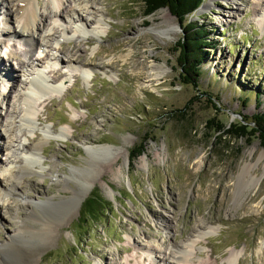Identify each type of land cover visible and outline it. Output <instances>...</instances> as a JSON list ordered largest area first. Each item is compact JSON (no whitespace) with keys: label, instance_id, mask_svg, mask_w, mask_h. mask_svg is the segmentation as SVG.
<instances>
[{"label":"rangeland","instance_id":"obj_1","mask_svg":"<svg viewBox=\"0 0 264 264\" xmlns=\"http://www.w3.org/2000/svg\"><path fill=\"white\" fill-rule=\"evenodd\" d=\"M63 1L64 6L73 4ZM255 1L205 0L190 17L212 40L194 87L179 77L176 42L184 33L167 7L145 15L143 0H85L81 16L88 29L99 24L105 32L80 33L73 16L56 13L55 27L66 33L45 39L38 55L36 33L13 36L17 16L5 22V6L19 2L0 0V74L8 71L0 78L5 124L0 131L9 128V120L19 122L23 104L17 92L23 91L27 73L37 68L62 88L42 95L36 122L54 132L67 130L63 137L44 139L35 129L25 139L12 129L8 155L0 144V164L11 158L19 167L22 145L41 143L42 167L21 175L14 194L0 196V244L15 239L22 223L29 224V211L39 209L64 221L32 264H164L163 252L171 243L184 248L192 241L194 254L184 264H264V168L259 159L264 145L256 134L215 142L206 127L211 118L229 124L264 113V0L259 6ZM236 6L238 14L229 17ZM37 7L48 18L46 1L39 0ZM37 22L42 28L48 25ZM55 55L63 62L55 61ZM29 57L37 58L35 65L18 69ZM69 59L74 68L66 64ZM150 64L162 72L153 82ZM85 68L87 79L80 71ZM14 88V98L5 96ZM143 139L145 151L132 165L129 150ZM245 161L252 165V177L260 179L255 188L238 179ZM92 190L109 200L112 209L95 223L81 224L82 203ZM77 196L82 197L77 212L67 219L64 208H73ZM29 198L41 207L26 205ZM46 198L59 206L56 213H50ZM83 214L90 216L88 209ZM39 242L31 231L30 245ZM230 252L236 258L229 263Z\"/></svg>","mask_w":264,"mask_h":264},{"label":"bare ground","instance_id":"obj_2","mask_svg":"<svg viewBox=\"0 0 264 264\" xmlns=\"http://www.w3.org/2000/svg\"><path fill=\"white\" fill-rule=\"evenodd\" d=\"M4 3H7L8 0H1ZM19 2V5L15 7L11 6L10 2H8V5L5 6V22H8L11 19V15L14 17L17 16L15 19L16 28H13V36H32L36 33V39H35V49L37 54L39 55L41 51H43L44 48V40L47 39L50 36H54L57 32L60 34H65L66 32H60L58 27L56 26V20L57 17H60V15L56 13H64L66 16H73L74 20L73 23L75 25V30L80 33H88L93 36H100L102 33L105 32L104 28L101 27V25L97 24L93 30H89L86 23L83 20V17L81 16V12H84V10L87 8V4L85 3V0H72L73 4H69L68 6H64L63 0H44L47 3V10L48 14L50 15L47 18V14L40 13L37 7V3L39 0H17ZM264 3V2H263ZM262 1L256 0L255 4L259 6L260 4H263ZM15 7V9H14ZM240 10V6L234 7V9L230 12L231 18H233L235 15L238 14ZM79 14V15H77ZM46 15V16H45ZM77 15V16H76ZM91 15V14H89ZM93 16V15H92ZM263 18V25H264V14L262 16ZM98 22H100L99 19H97ZM168 20V19H167ZM37 21L46 22L48 21V25L45 28L40 27L39 23ZM167 24H173V21L169 20L166 21ZM58 29V30H57ZM9 34V31L6 32ZM62 45L58 46V50H64L61 48ZM56 51V49H53ZM7 55L14 56L12 52H8ZM51 55V54H50ZM51 59V58H50ZM37 58L29 57L28 60L25 62L22 60L20 68H27L30 64H34L36 62ZM55 61L63 62L61 58H59V55L54 56ZM66 64L70 67H75V65L71 64V60L66 62ZM37 66V65H36ZM0 67H3L0 63ZM2 70V68H1ZM149 75L148 79L149 81L153 82L159 79V77L162 75L161 69L156 64H150L149 67ZM27 71V70H26ZM56 70H54L55 72ZM82 73V77L84 79L89 78L90 71L85 68L80 70ZM6 74L8 75V71L4 73V75H1V79H5ZM23 75V74H22ZM19 80V79H18ZM49 79L47 78L46 74L42 69H35L27 73V78L24 79V86L23 91L17 90V96L22 100V114L18 115L19 122L16 120L7 121V126L9 127L6 129L4 127L3 130L0 131V136L2 138V142L0 143L3 147V150L7 153H9L11 149V145L9 143L10 137L12 134V129L14 130L13 133L22 132L23 137L25 139H28L26 135L28 133L33 132L35 129H38L40 132L43 133V138L46 139L49 136H55V137H63L66 135L67 130L65 128H61L59 132H54L51 130L48 126L39 127L36 122V116H37V102L42 99V95L51 94V96L54 93H57L61 90V86L57 84H50ZM61 82V81H60ZM13 91L16 92L15 88L14 90H10L9 93L5 96H13L15 95L11 94ZM14 92V93H15ZM4 95V93H3ZM44 102V100L42 101ZM6 112L9 113L8 108V102L6 103ZM15 111L11 113V115L14 114ZM1 124L0 126H5L2 116H0ZM40 144L33 145V146H25L22 145L20 152L23 154L19 156V158L16 159V162L19 164L20 162H23V165H19V167H14L11 163V158H8L7 163L3 166L0 164V196H11L14 194L15 191H17L18 184L21 179V175L24 173H28L29 171L41 169V163L39 160V154L38 151L41 150ZM0 146V147H1ZM40 148V149H39ZM92 149V147H91ZM108 149V148H107ZM8 150V152L6 151ZM22 156V157H21ZM259 159L263 161L262 167L264 168V155H260ZM14 162V161H13ZM18 166V165H17ZM252 167L250 162L245 161L243 165L241 166V170L239 172L238 179L243 180V185L245 187H252L255 188L257 183L259 182V178L252 177V175L249 173V169ZM246 175H248V178H246ZM92 183V180H89V182L84 187L82 193L85 194L87 190L90 187V184ZM83 194V195H84ZM82 195V196H83ZM76 195H73L70 197L71 201L75 199ZM77 200L73 206V208L67 207L64 208V212L66 213L65 216L68 218H71L72 215L76 214L77 209L79 207V203L82 199V197H76ZM44 204V202H42ZM52 202V198H46L45 204H47L50 208L53 210L50 213H56L58 211L59 206L53 207L50 204ZM25 204L30 207L40 208L41 205L33 202V200L25 199ZM42 204V205H43ZM62 206V205H61ZM61 209V208H60ZM45 213H49L47 210H30L29 216L26 217V221L29 224L26 225L25 222L22 223L21 227H19L15 231V239H13L11 236L8 240L4 241L2 244H0V264H32L36 262L39 254L36 255L38 249H42L44 246L50 244L54 237L57 235V227L62 224L63 217L60 216V218L63 220L62 222H57L51 218V216H45ZM31 231L34 232L37 237L39 238V246L32 247L30 245V239H31ZM209 232H206L205 234H208ZM194 245V241L191 243L186 244V247L184 248H178L176 247V244L171 243V248L169 247L168 251H164V257L162 259V262L164 264H184L185 262H188V258L194 254L192 251ZM168 247V246H167ZM155 255V254H154ZM153 255V262H156V255ZM236 258V253L230 252L228 262L230 263L232 260ZM161 260V259H160Z\"/></svg>","mask_w":264,"mask_h":264},{"label":"trees","instance_id":"obj_3","mask_svg":"<svg viewBox=\"0 0 264 264\" xmlns=\"http://www.w3.org/2000/svg\"><path fill=\"white\" fill-rule=\"evenodd\" d=\"M205 0H143L145 6V15H149L154 11L167 7L182 24L183 36L178 39L179 55L177 62L179 64V77L182 83L191 84L198 87L201 75V67L208 53V48H212V40H210L209 32H205L197 23H193L190 17H193L198 7ZM208 95V94H207ZM237 120L229 124H225L219 120L211 118L207 120V128L212 130V136L215 142H219L222 137H246L256 134L264 145V113H257L251 116V120ZM146 139V138H145ZM145 139L140 144L134 145L129 150V160L134 163L135 159L145 151ZM88 209L90 216H84L83 212ZM112 209V203L104 199L97 190H92L82 203L81 213L78 222L82 224L89 220L95 223L99 215ZM92 212L97 213L93 215ZM97 216V217H96ZM79 223V225H80Z\"/></svg>","mask_w":264,"mask_h":264},{"label":"water","instance_id":"obj_4","mask_svg":"<svg viewBox=\"0 0 264 264\" xmlns=\"http://www.w3.org/2000/svg\"><path fill=\"white\" fill-rule=\"evenodd\" d=\"M202 6H203V3L198 7V9H199L200 7H202ZM198 9H197V10H198Z\"/></svg>","mask_w":264,"mask_h":264}]
</instances>
